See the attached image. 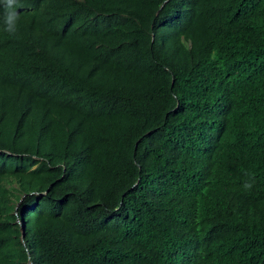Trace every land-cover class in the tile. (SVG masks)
Here are the masks:
<instances>
[{"label": "trees", "instance_id": "16d2710c", "mask_svg": "<svg viewBox=\"0 0 264 264\" xmlns=\"http://www.w3.org/2000/svg\"><path fill=\"white\" fill-rule=\"evenodd\" d=\"M177 4L19 1L0 264H264V0Z\"/></svg>", "mask_w": 264, "mask_h": 264}, {"label": "clouds", "instance_id": "9594fccd", "mask_svg": "<svg viewBox=\"0 0 264 264\" xmlns=\"http://www.w3.org/2000/svg\"><path fill=\"white\" fill-rule=\"evenodd\" d=\"M20 0H0V60L10 61L17 60L19 55L15 44V35L18 31L19 21V3ZM178 0H157V10L154 16L165 11L171 12V17H175L177 21L181 20L186 15L185 10L177 4ZM3 7L5 9H3ZM16 7V11H15ZM253 187L252 183L245 182L243 188L250 190Z\"/></svg>", "mask_w": 264, "mask_h": 264}]
</instances>
